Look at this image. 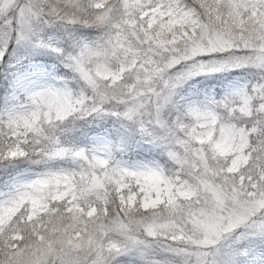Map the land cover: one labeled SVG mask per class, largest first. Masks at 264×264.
Returning a JSON list of instances; mask_svg holds the SVG:
<instances>
[{"label": "snow or ice", "instance_id": "1", "mask_svg": "<svg viewBox=\"0 0 264 264\" xmlns=\"http://www.w3.org/2000/svg\"><path fill=\"white\" fill-rule=\"evenodd\" d=\"M0 264H264V0H0Z\"/></svg>", "mask_w": 264, "mask_h": 264}]
</instances>
